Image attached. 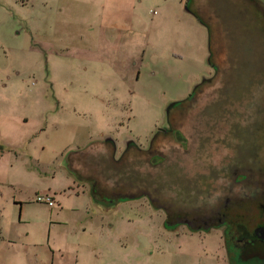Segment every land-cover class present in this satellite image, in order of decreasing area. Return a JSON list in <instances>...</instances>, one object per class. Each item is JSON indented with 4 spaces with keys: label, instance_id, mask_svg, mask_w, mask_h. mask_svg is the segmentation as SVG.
I'll use <instances>...</instances> for the list:
<instances>
[{
    "label": "rangeland",
    "instance_id": "rangeland-1",
    "mask_svg": "<svg viewBox=\"0 0 264 264\" xmlns=\"http://www.w3.org/2000/svg\"><path fill=\"white\" fill-rule=\"evenodd\" d=\"M196 1L203 14L215 20L212 75L177 99L195 83L193 78L183 74L175 82L174 98L161 88L165 80L160 78V89L153 96L132 98L129 123L119 121L112 98L97 115H69L77 107L76 99L92 100L74 98V0H18L12 8L15 17L28 21L27 26L43 22L45 28L34 30L37 38L67 46L68 54H62L54 66L72 79L54 80L60 76L55 71L54 85L45 98L34 96L31 90L45 84L43 72L48 69L26 46L25 54L31 55L23 63L14 62L0 71L1 77L13 67L20 72L9 82L6 78L0 82L4 111L0 124L10 121L9 112L15 109L32 115L28 128L39 120L48 124L47 133L37 137V142L46 144L42 153L48 158L52 157L48 142L65 123L78 122L81 141L92 131V123L108 124L106 132L118 143H95L79 157H86L88 173L100 171L107 179V192L115 182L121 194L126 190V200L141 197L146 204L132 209L121 205L110 213L111 222H117L112 236H121L122 245L110 244L102 252L103 264H214L202 253L203 247L264 250L262 240H245L264 236V0ZM27 33L15 36L28 41ZM10 60L9 50L0 46V69ZM187 67L184 62L176 65L177 70ZM52 89L57 95L63 93L61 89L69 91L70 96L63 93L61 114L54 109L58 102ZM55 123L62 127L52 129ZM4 131L0 125V181L17 179L34 186L37 179L19 176L11 165L17 164L14 153L20 152L24 157L19 160L36 167L30 154L41 152L40 148L34 150L23 142L7 149L5 144L17 141L20 132L7 137ZM36 212L37 206H30V214ZM205 236L211 241H204Z\"/></svg>",
    "mask_w": 264,
    "mask_h": 264
},
{
    "label": "crops",
    "instance_id": "crops-1",
    "mask_svg": "<svg viewBox=\"0 0 264 264\" xmlns=\"http://www.w3.org/2000/svg\"><path fill=\"white\" fill-rule=\"evenodd\" d=\"M17 1L0 0V46L9 50L11 59L5 61L0 71L13 66L14 62L23 63L24 57L31 55L25 54V47H29L34 52L32 55L44 61L48 69L43 72L45 84L31 90L36 93L34 96L40 94L45 98L48 87L54 85V64H59L62 54H68L67 46L37 38L34 30L45 28L43 22L27 26L28 21L15 17L12 8ZM23 31L29 33L28 41L25 37L22 41L16 38L15 35ZM214 32L215 20L203 14L196 0H74V45L71 47L74 98L92 100L89 104L76 99L77 107L71 108L69 115H97L110 103L106 99L112 98L119 121L123 123L128 119L129 123L132 98L153 96L160 89V78L165 80L161 88L174 98L175 82L181 80L183 74L192 77L195 83L189 84L176 99L190 94L215 68ZM180 62L188 67L177 70ZM16 68H11L10 72L6 69L9 74L4 77L0 73V82L19 76ZM61 71L55 72L60 76L54 80L72 79V75ZM52 90L58 102L54 109L61 114L65 111L63 93L70 96L69 91L61 89L63 93L57 95ZM3 112L0 110V121ZM7 118L10 121L0 124L5 128V136L20 132V137L15 136L19 141L6 143L7 149L13 150L26 142L34 150L40 148L41 152L30 154L36 167L19 160V156L24 157L20 152L14 153L17 164L11 165L19 176L37 179L34 186H25V182L17 179L0 181V264H103L102 252L110 244L122 245L121 236H112L117 222H111L110 213L121 205L127 209L146 205L141 197L126 200V190L121 194L115 182L111 183V192H107V179H103L100 171L88 173L86 157L83 156V160L79 157L95 143L112 140L118 143L106 132L108 124L92 123L89 126L92 131L81 141L78 122L65 123L64 129L55 130L54 139L48 142L52 153L48 158L42 153L46 148L44 141L37 142V137L47 131L48 124L39 120L33 129L28 128L32 119L28 110H11ZM58 127L62 124L51 126L52 129ZM2 156L0 154V158ZM112 191L118 194L112 195ZM37 194H46L57 204L38 202ZM32 205H36L39 212L30 214ZM256 239L264 242V236H246L245 240L251 243ZM208 240L211 241L205 236L204 241ZM202 253L206 259L215 261L214 264H264V250L230 252L226 248L222 251L203 247Z\"/></svg>",
    "mask_w": 264,
    "mask_h": 264
},
{
    "label": "built area",
    "instance_id": "built-area-1",
    "mask_svg": "<svg viewBox=\"0 0 264 264\" xmlns=\"http://www.w3.org/2000/svg\"><path fill=\"white\" fill-rule=\"evenodd\" d=\"M154 12H156V11H154ZM36 200L38 202L47 203V204H49L51 206L56 205V202L50 196H48L46 194H37Z\"/></svg>",
    "mask_w": 264,
    "mask_h": 264
}]
</instances>
